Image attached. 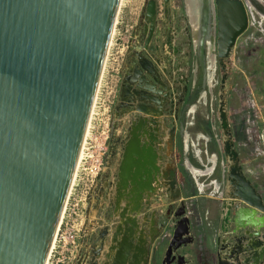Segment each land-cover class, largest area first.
Returning a JSON list of instances; mask_svg holds the SVG:
<instances>
[{
	"label": "water",
	"instance_id": "95a60500",
	"mask_svg": "<svg viewBox=\"0 0 264 264\" xmlns=\"http://www.w3.org/2000/svg\"><path fill=\"white\" fill-rule=\"evenodd\" d=\"M199 2L200 23L193 30L197 32H193L197 43H192L203 59L213 22L217 32V67L222 74L218 111L230 186L221 209L224 220L233 223L215 245L212 242L210 250L213 248L217 264H264V196L244 171L225 97L229 60L249 27V16L243 0ZM120 3L0 0V264L47 262L80 157ZM254 4L260 8L257 2ZM159 21L158 1L147 0L145 40L131 54L119 97L122 106H135L123 139L117 140L121 160L113 169L117 170L111 200L115 208L109 220L118 218V222L98 232L95 242L99 246L91 257L92 264H186L185 249L196 244L194 223L185 209L175 214L178 220L173 236L163 242L156 236L145 239L140 233L141 222L134 217L140 213L137 201L157 175L155 171L151 177L149 171L144 184L137 173L145 170V161L150 159V164H155L159 151L165 152L171 162V177L176 175V127H166L170 136L165 148L154 137L155 143L149 147L142 140L147 128L158 130L163 114L158 96L163 95L166 102L174 95L182 102L190 90L189 76L180 78L179 82L188 84L180 95H175L173 73L181 76L180 67L174 66L178 50L170 37L161 41L164 36ZM166 52L169 55L162 54ZM170 186L167 191H174L176 179ZM178 198L179 193L170 199L174 202Z\"/></svg>",
	"mask_w": 264,
	"mask_h": 264
},
{
	"label": "rangeland",
	"instance_id": "374dc122",
	"mask_svg": "<svg viewBox=\"0 0 264 264\" xmlns=\"http://www.w3.org/2000/svg\"><path fill=\"white\" fill-rule=\"evenodd\" d=\"M157 1L158 14L161 13L163 17V10L166 7L169 10V16L171 20L174 22L173 26L177 27V21L180 19V21L182 20V28L186 26L187 28L191 29L188 23L189 20L187 19L184 0H170V2L166 5L164 0ZM253 2L256 1L253 0ZM146 3L147 0H124V2L121 3L122 5L120 6L114 28L115 34H113L111 39V46L108 50L109 57H106L108 59H106L107 63L105 62L106 68H104L102 78L107 75L110 62H113L114 59H117V57L121 55V52L126 55L127 50H129L135 43L136 37L134 34V29L143 18ZM159 3L161 9H159ZM262 10L264 12V0H262ZM256 15L257 14L253 16V18H255L252 20H250L251 16H249V23L251 22L252 26L249 25L247 31L238 39L232 51L229 60V77L225 88V97L233 133L235 128H237L239 132L242 133L241 136H239V139H235L238 151L241 150L245 156L254 159H257L259 155H262L261 159H263L262 162L264 164V152L262 151L264 148V144H262V133L264 132V116H262L264 112V22L262 20L263 18L261 19ZM183 19L187 20L186 23L183 21ZM259 22H261V25ZM216 33L215 26L212 25L209 36L207 37L208 40H206L207 44L203 52L204 59L200 54V50L197 49L198 47L195 46L190 50L192 53L184 60L189 67L187 68V72L189 75L191 94L189 95L188 104L185 111L187 116L186 118L184 117L185 121L182 123V135L180 133L177 144L178 151H180L178 163H180L183 167V171L187 175L191 187L193 188V193L189 195H192V200L198 201L201 211L200 220L201 223H203L200 225H205L203 226L204 231L202 235L203 237H206L208 233H210L212 240H215L216 237L213 233L214 230L209 229L211 228L209 223L215 224L217 221L216 216L219 212L221 205L220 203L224 199L228 198L227 194L230 190L227 176V161L222 151L224 137L220 128L218 111L219 94L221 91L220 82L222 78L221 71L218 67L217 71L213 73L214 78H211L215 83L213 89L210 90V88H207L206 86V77L209 78L207 76V66L211 70L213 60L212 57L209 58V61L205 58L206 55H208V57L210 56L209 49L211 45L215 47L213 48L214 50L212 52L213 58L215 59V57H217L215 46L217 39ZM116 40L119 50L113 49ZM113 71L114 72L109 75L108 89L104 88L100 91L99 103H96V109L89 124V136H87V139H85V141L87 140L86 149L84 150L80 171L78 172L75 182L76 185H80V190L84 193L86 190L89 191L93 175L97 171L95 167L98 164L96 162L98 159L97 155H99V160L102 158L103 167L100 171L102 173L106 168V158L109 153V146L112 143L111 135L115 134V131L120 129V127H113L117 126L119 121V118L116 116L117 114L114 112V106L116 102L111 104L112 86L116 81L115 67ZM202 94L205 96L204 100L201 98ZM192 106H195L196 109L195 112H193L194 115L192 113L190 118L189 112ZM186 135L189 137L188 141L185 140ZM98 142L103 145V150H98V147L96 146ZM208 154L215 155L217 158L216 165L213 167V172L211 174H208L207 176H196L188 169L187 166H185V163L188 162L194 168L207 170V168L210 166ZM83 164L86 168L84 171L82 170ZM261 167L262 166L255 167L254 171L257 172ZM244 171L249 173L246 169H244ZM259 175L260 174H256L253 178L256 179V177H259ZM216 184L218 185L217 189ZM95 189L96 182L95 186L92 187L89 203L87 205L88 221L91 216L90 211L92 210L93 206V202L91 203V198L92 195H94ZM166 224L168 225L170 223L167 222ZM200 225H193V232L196 241L202 237V235H199ZM195 248L196 246H194V249ZM205 251L209 257V264H213L212 262L215 259L213 248L211 250L209 248L205 249Z\"/></svg>",
	"mask_w": 264,
	"mask_h": 264
},
{
	"label": "flooded vegetation",
	"instance_id": "af4514ba",
	"mask_svg": "<svg viewBox=\"0 0 264 264\" xmlns=\"http://www.w3.org/2000/svg\"><path fill=\"white\" fill-rule=\"evenodd\" d=\"M185 1V0H184ZM166 5V3H165ZM186 8V4H185ZM188 19V18H187ZM182 21V20H181ZM177 21V27L173 26V21L171 20L169 16V10L168 8H164V20L159 21L158 28L160 25H162L165 28V35H164V29H162V34L164 36V41L170 37L172 43L174 44V47L178 50L177 55L174 59V66L175 67H182V64H185V59L192 53L190 51L192 47H194V43L192 41L194 40V32L193 29H189L186 26L184 28L181 27L182 22ZM186 23V19H183ZM190 25V21H189ZM146 26V23L144 22V15L143 18L140 20V23L135 26L134 34L135 37L139 36V46L142 45V42L145 40L144 37V27ZM162 28V27H161ZM191 28V26H190ZM194 32V33H193ZM196 36V35H195ZM197 37V36H196ZM138 46V47H139ZM136 47L131 46L129 50H127L125 58H124V65L122 67L121 71V82L119 86V92H118V99L116 100V104L114 106V112L117 114L118 118H123L125 116H132L134 113V104L131 105L125 104L122 106L120 103V90L122 85V79L123 74L127 71L128 67L131 65L130 58L131 54H133V51L136 50ZM187 48V49H186ZM188 50V51H187ZM171 52H174V49H171ZM167 53V52H166ZM166 53H162L163 55H166ZM125 66V68H124ZM187 68L188 65H186ZM176 79V84L174 85V91L175 95H180L183 86L185 84H188L189 82V75L183 74L181 72V76H176L175 73H173ZM185 77H188V82L183 81L179 82L178 80L180 78L184 79ZM190 87V86H189ZM191 94V89L188 90L186 97L181 102L179 98L172 96L173 98H169L166 102H164V96H158L160 99V102L162 104V117L160 118V122L157 126L158 130L155 131L156 127H153L152 129L147 128V133L145 135V138H142L143 144L145 142L146 146L149 147L151 144L155 143V140L158 139L163 143V148L166 147V142L168 141V138L170 136L169 131L166 127L172 128V124L176 127L175 134H174V163L176 168V175L175 178L171 177L172 168L170 166L171 162L166 157L165 152L159 151V156L157 159L156 164L152 162L150 164V159L148 161H145V170L143 172L137 173V175L141 174L143 177L144 184L148 181V172L150 171V176L154 177V172L157 171V175L155 178L151 181V188H148L140 197V200H138V208L140 210V213H135L134 217H138V221L141 222L139 224L141 226L142 236L145 237V239H150L151 237L159 238L162 234V231L164 229L163 225L165 221L169 222L173 226H175L178 217L175 215L177 212L181 211L182 209H185L187 211L188 216L190 219L195 222L196 224H203L200 220V208L198 205L197 200H192V194L193 188L191 187V184L187 178V175L184 173V169L181 166L180 163H178V158L180 156V151H178L177 144L178 139L180 137V133L182 135V123H184V117L186 118V107L188 104V98ZM174 99V103L172 104L171 101ZM126 118L125 121L119 120L117 126H113L115 128H119L121 131L117 130L115 131V134L111 135V144L109 146V153L106 158V166L110 167L109 172L105 175V178L107 180V191L105 195V198L107 199V203L105 204L104 211L102 213V217L105 216L104 222L101 220L102 227L98 229L97 232H94L93 234H89L91 236L90 243L92 244L91 248L89 249V253H87V261L85 264H92L91 257L93 256V252L98 249L99 243L95 242V238H97L98 232H101L105 226H111L114 227L116 223L118 222V218H115L114 222L109 220V216L112 213L113 209L115 208L114 204H111V200L114 199V193H115V176L117 173L116 171H113L112 169L117 168L120 164V143L117 140H121L124 137L126 126L129 121V118ZM152 137L156 138L155 140L152 139ZM113 146L115 148L113 149ZM176 179V186L174 187V191H167L171 186L170 184L174 182ZM140 181V178L137 179L136 184ZM97 186V185H96ZM139 185H136L138 188ZM112 187V188H111ZM179 193V198L172 202L171 196L172 194L177 195ZM226 200V199H224ZM223 202V201H222ZM222 202L220 203L222 205ZM221 205L219 208L218 215L216 216L217 221L215 224L209 223L210 227L209 229L214 230V234L217 238H222L225 234V230H231L233 227V223L230 222L229 219L224 220V217L222 215V209ZM107 209V211H106ZM106 211V212H105ZM116 222V223H115ZM166 222V223H167ZM145 223L146 226H142V224ZM205 226V225H203ZM203 226L200 225V233L199 235L203 234ZM208 231V229H207ZM208 233V232H207ZM205 234V233H204ZM206 235V234H205ZM201 238H205V236ZM197 246L200 243V239L196 241ZM215 248V247H214ZM196 251V248H195ZM214 253V252H213ZM195 259H197V253H194ZM216 261V258L214 259ZM217 264V261H216Z\"/></svg>",
	"mask_w": 264,
	"mask_h": 264
},
{
	"label": "built area",
	"instance_id": "2783aa9c",
	"mask_svg": "<svg viewBox=\"0 0 264 264\" xmlns=\"http://www.w3.org/2000/svg\"><path fill=\"white\" fill-rule=\"evenodd\" d=\"M115 34V33H114ZM129 48V47H128ZM113 49L119 50L117 46V40ZM121 52V51H120ZM125 54L121 52V55L114 59V61L110 62L108 66L107 75L102 78V82L100 81L98 91L94 101V108L91 114L92 116L96 109V103H99V96L101 89H108L109 83V75L113 73V69L115 67V84L112 86V100L111 104L116 102L118 98V87L121 78V71L123 66V59ZM112 65V66H111ZM114 66V67H113ZM111 80V79H110ZM113 82V81H112ZM110 108V106H109ZM90 119V120H91ZM90 124V122H89ZM86 143L83 145L81 150L80 158L77 164V168L74 174V178L68 193V197L63 209L62 217L60 220L59 227L55 234L46 264H85L87 261V254L81 252V242L84 236L86 235V225L88 222V203L89 197L92 190V187L95 186V182L97 185L98 179L101 175V168L103 167L102 158L99 160V155H97L98 159L96 162L98 163L96 167L97 171L93 175V179L91 181V185L89 191L86 190L85 193L80 190V185H76V178L78 176V172L80 171L81 161L83 158L84 150L86 149ZM262 144H264V132L262 133ZM96 146L98 150H103V145L101 143H97ZM264 152V148L262 149ZM82 170H86V168L82 167ZM83 174V172H82ZM194 223V224H193ZM195 225V222H192ZM174 233V226L172 224H168L165 230L159 237L160 241H169L171 240ZM202 261L201 264H209V257L205 251V248L202 250Z\"/></svg>",
	"mask_w": 264,
	"mask_h": 264
},
{
	"label": "crops",
	"instance_id": "0c3cea01",
	"mask_svg": "<svg viewBox=\"0 0 264 264\" xmlns=\"http://www.w3.org/2000/svg\"><path fill=\"white\" fill-rule=\"evenodd\" d=\"M159 9H161L160 3H159ZM163 13H164V10H163ZM158 18H159V20H164V15L162 17L161 13H159ZM160 27H162V29H164V35H165V28L162 25H160ZM161 41H164V37L162 38ZM133 45H134V47L138 48L139 36H136L135 43ZM166 55H169L168 52L166 53ZM186 65H188V64H186V63L182 64L181 72L183 74H188ZM124 68H125V66H124ZM114 115H115V113H114ZM262 116H264V112H263ZM127 117L128 116H125L123 118H119L118 120H124L125 121V119ZM118 131H121V130L119 129ZM239 151H240V155L242 158V163H243L244 169L248 170V172H249V173H246V171H245V173L247 174L248 178H250L252 180V183L258 189V191L264 196V176H263V174H264L263 165L264 164L262 162L263 159H261L262 155H259V157H257V159L256 158L254 159V158L245 156V154H243V152L241 150H239ZM185 164H186L185 166H187L188 169L193 174H195L190 169V167H189L190 164L188 162H186ZM257 166H262V167L259 168V170L256 172V171H254V169ZM212 167H213V164H212ZM109 168L110 167L106 166L104 171L101 173V175L98 179V182H97L96 189L94 191V195H92V198H91L92 199L91 203L93 202V204H92L93 206H92V210L90 211L91 216H90L89 221L87 222V225H86V235L84 236V238L82 239V242H81V252L82 253H86V254L89 253V249L92 246V244L90 243L91 236L89 234H91V233L93 234L94 232H97L98 229L103 226L100 221L102 220L104 222V219H105V216L102 217V213L104 211L103 207L107 203V199L105 198V196H107L108 193L106 195H105V193H106L108 187H107V180L105 178V175L109 172ZM251 170H253V171H251ZM250 171H251V173H250ZM256 174H260L259 177H256V179H258V180L253 178ZM207 175L208 174H204V175H200V176H207ZM217 188H218V185L216 184V189ZM106 211H107V209H106ZM215 240H212L210 233H208V235L205 238L200 239V244L198 246H197V244L188 246L185 249V251L187 250V252L184 253L186 261H187L186 264H198V263L201 264L202 254L200 252H202L203 248H205V249L209 248L210 249L213 245L212 242H214V245H215ZM193 246H196V251H195ZM193 251H194V253L199 252L201 257L199 256V253H198L197 254L198 258L195 259L194 255L192 253ZM212 263L216 264V261H213Z\"/></svg>",
	"mask_w": 264,
	"mask_h": 264
},
{
	"label": "bare ground",
	"instance_id": "6f19581e",
	"mask_svg": "<svg viewBox=\"0 0 264 264\" xmlns=\"http://www.w3.org/2000/svg\"><path fill=\"white\" fill-rule=\"evenodd\" d=\"M210 1V3H212V0H209ZM256 2H258L260 5H261V8H257L256 7V5H254V2H253V0H243V2H244V4H245V7H246V10H247V12H248V16H251V18H250V20H252V19H254L253 18V16L255 15V14H257L256 16H258L259 18H263L262 20H263V22H264V12H263V10H262V0H255ZM122 2H124V0H121V3ZM120 3V6L122 5ZM199 0H185V4H186V13H187V18H188V20L190 21V26H191V29H193L194 31H196V29H198L197 27H198V25H199V23H200V12H199ZM119 10H120V8H119ZM118 13H119V11H118ZM198 15H199V18H198ZM117 17H118V14H117ZM117 17H116V20H117ZM260 23V25H261V22H259ZM116 24V23H115ZM249 25H251L252 26V23L250 22L249 23ZM212 26V25H211ZM213 26H215V22H213ZM115 28V27H114ZM113 34H114V29H113V33H112V36H113ZM112 36H111V39H112ZM114 38V37H113ZM194 38H196V36L194 37ZM207 40H208V38H207ZM113 42V41H112ZM197 43V41H195V39H194V43ZM110 43H111V41H110ZM195 45V44H194ZM110 46H111V44L109 45V48H108V50L110 49ZM213 48H215V47H213L212 45L210 46V49H209V57H208V61H209V58L210 57H212V60H213V63H212V69L210 70L209 68H208V66H207V72H208V74H207V76L209 77V78H207L206 77V86H207V88H210V90H212L213 89V87H214V85H215V83H214V81L211 79V78H214L213 76H214V74L213 73H215V71H217V57H215V59L213 58V54H212V52H213ZM197 49H199V48H197ZM109 52V51H108ZM108 52H107V54H106V57H109V55H108ZM106 59H108V58H106ZM106 59H105V62L107 63V61H106ZM104 68H106L105 67V63H104V66H103V70H102V73H103V71H104ZM103 75V74H102ZM102 75H101V78H102ZM101 78H100V81H101ZM100 84V83H99ZM209 97V96H208ZM201 98H202V100H204V98H205V96L202 94V96H201ZM93 108H94V105H93V107H92V111H93ZM191 110H190V112H189V117L191 118V116H192V113L193 112H195V106H192L191 108H190ZM91 114H92V112H91ZM193 115H194V113H193ZM91 119V118H90ZM90 119H89V122H90ZM89 122H88V127H87V131H86V135H85V138H84V142H83V145H85V139H87L86 137L87 136H89L88 134V132H90L89 131V128H90V126H89ZM202 136V135H201ZM204 139V138H203ZM185 140H189V137H188V135H186L185 136ZM190 142V141H189ZM188 142V143H189ZM83 145H82V148H83ZM196 146V145H195ZM188 147V146H187ZM186 149V148H185ZM82 150V149H81ZM200 151V150H199ZM197 152H198V149H197ZM81 154V153H80ZM199 154V153H198ZM209 155V154H208ZM80 158V157H79ZM158 159V158H157ZM79 161V160H78ZM208 161H209V167L207 168L208 170H201V169H197V168H193L191 165H189V167H190V169L196 174V175H204V174H211L212 172H213V167H215V165H216V162H217V158H216V156L215 155H209L208 156ZM156 164V163H155ZM212 164H213V167H212ZM77 168V167H76ZM144 177V176H143Z\"/></svg>",
	"mask_w": 264,
	"mask_h": 264
},
{
	"label": "trees",
	"instance_id": "16d2710c",
	"mask_svg": "<svg viewBox=\"0 0 264 264\" xmlns=\"http://www.w3.org/2000/svg\"><path fill=\"white\" fill-rule=\"evenodd\" d=\"M241 132H239V130L237 129V128H235V130H234V136H235V139L237 140V139H239V136H241Z\"/></svg>",
	"mask_w": 264,
	"mask_h": 264
}]
</instances>
